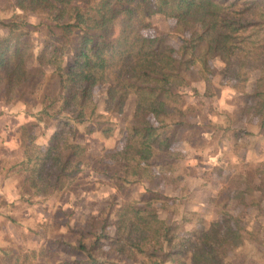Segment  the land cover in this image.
Returning a JSON list of instances; mask_svg holds the SVG:
<instances>
[{
	"label": "trees",
	"instance_id": "16d2710c",
	"mask_svg": "<svg viewBox=\"0 0 264 264\" xmlns=\"http://www.w3.org/2000/svg\"><path fill=\"white\" fill-rule=\"evenodd\" d=\"M10 8L44 16L48 42L35 58L38 65L29 67L33 45L27 30L16 22L5 24L7 35L0 37V87L8 95L19 90V95L26 90L36 94L44 86V68L51 66L57 93L51 97L45 92L44 101L50 100V105L37 116L58 118L68 112L60 117L59 129L46 149L32 145L34 135L24 129L21 138L27 159L21 164L34 194L68 192L78 184L85 165L90 166L91 162L84 163L88 148L77 141L74 123L104 118L96 115L93 103L92 93L100 86H109L106 104L118 113L124 112L132 96L136 98L135 113L123 131L125 146L95 162L104 163L101 171L110 177L115 173L108 161L119 165L121 175L114 177L123 185L156 178L153 144L159 139L150 121L156 120L161 128L183 125L181 118L187 110L179 90L186 85V75H193V66L199 65L201 73L209 72L210 60L220 58L224 63L221 75L245 81L243 69L261 63L259 84L244 113L259 118L264 131V0H10ZM157 15L174 18L176 32L187 34L180 48L167 44L163 37L144 34L150 26L147 21ZM23 25L30 26L28 22ZM117 28L120 32L115 35ZM68 54L72 58L64 62ZM60 102V111L50 115L49 106ZM171 116L169 124L161 121ZM93 130L92 126L88 129ZM102 131L107 135L111 129ZM158 143L160 151L169 152V139ZM258 174H245L232 184L237 185L241 204L264 218V187L254 183ZM227 208L220 221L192 238H179L177 227L162 219L152 203L126 202L116 211L106 208L92 217L88 228L77 233L75 244L62 236L57 242L85 256L83 263L65 264H104L96 256L106 240L110 258L120 256L125 262L264 264V224L248 228ZM109 227L113 236L107 233Z\"/></svg>",
	"mask_w": 264,
	"mask_h": 264
},
{
	"label": "rangeland",
	"instance_id": "374dc122",
	"mask_svg": "<svg viewBox=\"0 0 264 264\" xmlns=\"http://www.w3.org/2000/svg\"><path fill=\"white\" fill-rule=\"evenodd\" d=\"M10 22L27 30L26 35L33 45L28 65L37 66L35 58L48 42L46 18L16 11L10 8V0H0V37L7 35L5 24ZM24 22L30 26H24ZM147 22L150 26L144 31L146 36L163 37L174 48H180L181 38L187 37L185 33L176 32L174 18L157 15ZM119 32L118 28L114 30L115 35ZM71 58L68 54L64 62ZM257 63L243 69L245 81L221 75L224 63L220 58L210 60L209 72L201 73L199 65L193 66V75H186V85L179 90L181 104L187 110L181 118L183 125L161 128L162 124L156 120L150 121L157 128L155 135L159 139L153 144L156 178L130 185H123L114 177L121 175L116 163L108 161L111 173H115L110 177L101 171L104 163L95 162L96 158L125 146L123 131L135 113L136 98L132 96L124 112L118 113L106 104L109 86L95 88L92 95L96 115L104 118L95 117L92 123H74L77 141L88 148L84 163L91 162L90 166L85 165L74 189L46 196L34 194L26 184L28 173L21 163L27 156L21 137L24 129L29 128L34 135L32 145L46 149L51 132L59 129L60 117L68 114L60 113V117L50 119L37 116L50 105V100L44 101L45 94L53 97L57 93L56 78L51 77L53 67L44 68L47 75L44 86L36 94L26 90L19 95V90L17 94L8 95L5 88L0 87V264L83 263L85 256L59 244V237L75 244L79 239L77 233L88 228L92 217L106 208L116 211L126 202L152 203L162 219L177 227L179 238H192L204 227L220 221L226 205L246 227L257 222L264 224V218L257 216L256 209L241 204L237 185L232 184V180L259 171L254 183L264 187V131L259 118L244 113L251 105L249 96L255 92L261 77L262 66ZM61 104L49 106V114L60 111ZM21 112L24 115L21 116ZM173 118L164 117L161 121L169 124ZM91 126L94 130L90 133ZM107 128L111 131L106 135L102 130ZM162 138L169 139V152L158 149ZM222 191L225 192L221 197ZM247 199L246 202L250 201V196ZM107 233L113 236V228L109 227ZM109 244V240L104 241L97 252L96 257L102 263L140 264L125 262L120 256L110 258Z\"/></svg>",
	"mask_w": 264,
	"mask_h": 264
},
{
	"label": "crops",
	"instance_id": "0c3cea01",
	"mask_svg": "<svg viewBox=\"0 0 264 264\" xmlns=\"http://www.w3.org/2000/svg\"><path fill=\"white\" fill-rule=\"evenodd\" d=\"M20 115H21V116L24 115L23 112H21ZM12 117L15 118L16 116H12ZM54 133H55V131H52V132H51L52 135H53ZM52 135H51V136H52Z\"/></svg>",
	"mask_w": 264,
	"mask_h": 264
}]
</instances>
